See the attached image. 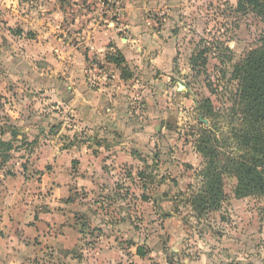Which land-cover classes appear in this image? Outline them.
I'll return each mask as SVG.
<instances>
[{
    "label": "rangeland",
    "instance_id": "obj_1",
    "mask_svg": "<svg viewBox=\"0 0 264 264\" xmlns=\"http://www.w3.org/2000/svg\"><path fill=\"white\" fill-rule=\"evenodd\" d=\"M120 39L133 96L90 123L75 71L89 86ZM263 39L237 0H0V264H264V197L224 176L219 210L188 205L195 141L238 125L233 67Z\"/></svg>",
    "mask_w": 264,
    "mask_h": 264
},
{
    "label": "trees",
    "instance_id": "obj_2",
    "mask_svg": "<svg viewBox=\"0 0 264 264\" xmlns=\"http://www.w3.org/2000/svg\"><path fill=\"white\" fill-rule=\"evenodd\" d=\"M237 7L264 21V0H237ZM202 56H192V66ZM105 58L116 66L122 79L130 77L119 52ZM232 78L237 82V90L231 114L238 116V125L221 134L220 139L209 129L210 138L198 135L195 141L203 165L197 173V184L190 187L188 205L198 218L220 209L225 200L224 176L235 178L236 197H264V39L233 67ZM198 106L200 119H207L209 114ZM225 145H232L233 153L224 151ZM136 254L143 256L141 248H137Z\"/></svg>",
    "mask_w": 264,
    "mask_h": 264
},
{
    "label": "crops",
    "instance_id": "obj_3",
    "mask_svg": "<svg viewBox=\"0 0 264 264\" xmlns=\"http://www.w3.org/2000/svg\"><path fill=\"white\" fill-rule=\"evenodd\" d=\"M132 42L133 41H131V44ZM120 43L130 44V42L125 39H120ZM114 44L115 47L111 49L118 51L119 54L122 55L126 67L131 66L130 63H134L132 60L135 59V56L133 57L132 53L135 52H131V49L127 47V44L120 46L116 40L114 41ZM132 48H136V51L140 50V47ZM152 62L155 63L156 60H153ZM106 64L109 66L105 68L110 71V77H105L103 73H100L99 70H101V68L95 64L90 63L89 66L86 67L85 74L87 75L89 86L87 83L84 84L82 68L80 70L76 69V75L74 74L77 81H75L76 83L73 91L78 93L81 92L84 97L79 98L76 95L73 96L72 102L68 103V108H71L73 104V106H75L77 103L83 106V111L88 114L86 119L90 123H93L94 121L106 122L123 117V106L126 105L125 101H128V95L133 96L131 90L124 89L123 87V84H125L127 80H132L131 83H133V70L127 67L130 72V77L122 79L120 71L114 64L109 61ZM125 108L126 107H124V109Z\"/></svg>",
    "mask_w": 264,
    "mask_h": 264
},
{
    "label": "built area",
    "instance_id": "obj_4",
    "mask_svg": "<svg viewBox=\"0 0 264 264\" xmlns=\"http://www.w3.org/2000/svg\"><path fill=\"white\" fill-rule=\"evenodd\" d=\"M99 72L100 73H103V75L105 77H110V75H111L110 71L108 69H106V68L105 69L104 68L103 69L101 68V70H99Z\"/></svg>",
    "mask_w": 264,
    "mask_h": 264
}]
</instances>
